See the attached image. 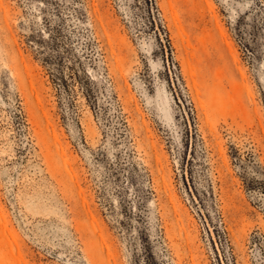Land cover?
I'll return each instance as SVG.
<instances>
[{
  "label": "rangeland",
  "instance_id": "1",
  "mask_svg": "<svg viewBox=\"0 0 264 264\" xmlns=\"http://www.w3.org/2000/svg\"><path fill=\"white\" fill-rule=\"evenodd\" d=\"M0 264H264V0H0Z\"/></svg>",
  "mask_w": 264,
  "mask_h": 264
}]
</instances>
